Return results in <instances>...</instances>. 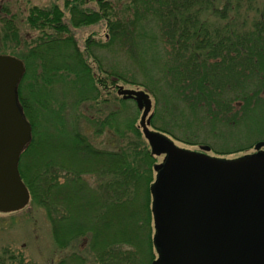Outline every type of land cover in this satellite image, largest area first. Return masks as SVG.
Here are the masks:
<instances>
[{"label": "trees", "instance_id": "16d2710c", "mask_svg": "<svg viewBox=\"0 0 264 264\" xmlns=\"http://www.w3.org/2000/svg\"><path fill=\"white\" fill-rule=\"evenodd\" d=\"M91 1L97 10L87 8ZM65 6L72 26L107 20L108 48L125 55L136 71L149 68L153 73L155 82L150 81H158V87L145 86V91L154 99L149 118L154 129L175 139V131L187 124L194 132L231 130L264 109V0H126L121 10L111 0H66ZM63 17L56 5L30 9L27 22L41 34L24 55H16L26 65L21 86L33 60H40L45 70L35 79L46 84L53 78L73 84L91 76L75 38L60 36L69 30ZM3 21L5 39L18 38L13 23ZM109 75L114 78L118 72L113 69ZM21 86L19 101L33 137L19 169L31 203L50 222L57 248L86 249L97 264H151L150 185L157 157L136 124V111L131 113L132 101L113 97L104 111L97 109L90 124L97 137L106 133L108 147L96 146L83 130L74 129L61 140L62 153L54 147L45 158ZM4 260L0 264H9ZM57 264H84V259L73 252Z\"/></svg>", "mask_w": 264, "mask_h": 264}, {"label": "water", "instance_id": "95a60500", "mask_svg": "<svg viewBox=\"0 0 264 264\" xmlns=\"http://www.w3.org/2000/svg\"><path fill=\"white\" fill-rule=\"evenodd\" d=\"M24 73L21 59L0 53V212L30 200L19 171L32 137L18 101ZM118 94L137 102L152 152L166 154L150 188L158 253L151 264H264V141L235 159L188 150L150 128L148 93L119 86Z\"/></svg>", "mask_w": 264, "mask_h": 264}, {"label": "rangeland", "instance_id": "374dc122", "mask_svg": "<svg viewBox=\"0 0 264 264\" xmlns=\"http://www.w3.org/2000/svg\"><path fill=\"white\" fill-rule=\"evenodd\" d=\"M111 1L118 5L119 10L123 8L122 4L126 3V0ZM65 2L66 0H0V53L24 55L28 47L35 45L34 42L41 34V30L31 27L27 22L30 9L35 6L50 10L56 5L63 11V21L69 28L68 32H63L60 36L75 38L76 46L81 52L84 64L88 66L89 75H91H83L80 78L82 82L80 80L73 84L54 78L52 83L46 84L41 82L42 79H35L36 73L45 72L41 67L40 60L30 61V75L20 86L30 116L35 122L38 139H41L45 158L50 156L54 147H57L54 152L61 154L65 133L74 129L83 130L96 146L108 147L106 133L102 137H97L90 123L93 124V119L95 120L98 116L99 110L97 109L104 111L105 105L110 104L113 97L119 100L120 94L114 88L123 86L134 90H146L145 86L158 87V81L155 84L152 83L155 82V77L149 68H141L136 71L128 64L125 55L115 48H110L111 46L108 48L107 20H101L97 24L72 26L71 13L65 6ZM86 6L89 9H98L97 4L93 1ZM230 8H234V5H231ZM4 19L13 23L18 38L13 33L12 40L5 39L6 21H3ZM51 31L55 34L53 29ZM10 34L12 35L11 32ZM60 59L61 55L57 53L55 60L59 63ZM113 69L118 72V76L114 78L109 75ZM49 70L50 67H47L46 72L49 73ZM59 73L63 72L60 70ZM114 79L115 81H113ZM133 81H137L141 85L133 83ZM151 98L154 102L153 97ZM129 105L131 113L136 111V124L138 125L142 112L137 110L134 102ZM83 106H86L84 111H82ZM82 113L85 114V117L80 115ZM250 122L255 124L249 125ZM250 122L231 130L205 131V133L203 132L204 128L194 132L192 126L187 124L179 133L175 131L178 137L177 144L195 150L209 149L208 154L212 156L235 158L253 152L255 143L264 140V109L261 112L258 110ZM258 129L262 132H256ZM43 154L41 152V155ZM162 158V156L158 157L157 161L160 162ZM73 252H77L83 257L84 264H97L93 255L86 249L81 252L73 250V248L59 250L55 245L50 222L44 210L36 204L31 203L20 211L0 213V258L2 257L3 260L6 258L9 264H57L61 258Z\"/></svg>", "mask_w": 264, "mask_h": 264}]
</instances>
